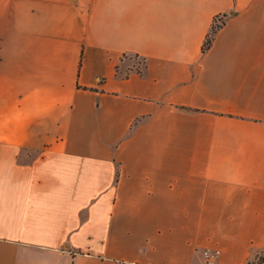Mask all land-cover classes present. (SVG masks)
<instances>
[{
  "label": "crops",
  "instance_id": "crops-1",
  "mask_svg": "<svg viewBox=\"0 0 264 264\" xmlns=\"http://www.w3.org/2000/svg\"><path fill=\"white\" fill-rule=\"evenodd\" d=\"M263 251L264 0H0V264Z\"/></svg>",
  "mask_w": 264,
  "mask_h": 264
},
{
  "label": "trees",
  "instance_id": "trees-1",
  "mask_svg": "<svg viewBox=\"0 0 264 264\" xmlns=\"http://www.w3.org/2000/svg\"><path fill=\"white\" fill-rule=\"evenodd\" d=\"M217 18H222V16H220V15L219 16H216V18L214 19V22L212 24V27H211V29H210L207 37H206V40L204 42V45H203V50L204 51L210 48V46L212 45V42L214 40V37H215L217 31L223 26V24L225 22L224 19H223L222 20V23H217L216 22V19ZM263 260H264V258H262V262H263Z\"/></svg>",
  "mask_w": 264,
  "mask_h": 264
},
{
  "label": "built area",
  "instance_id": "built-area-1",
  "mask_svg": "<svg viewBox=\"0 0 264 264\" xmlns=\"http://www.w3.org/2000/svg\"><path fill=\"white\" fill-rule=\"evenodd\" d=\"M222 18H217L216 22L217 23H222ZM204 255L212 261L214 258L218 257L220 255V250L219 249H206L204 251Z\"/></svg>",
  "mask_w": 264,
  "mask_h": 264
},
{
  "label": "rangeland",
  "instance_id": "rangeland-1",
  "mask_svg": "<svg viewBox=\"0 0 264 264\" xmlns=\"http://www.w3.org/2000/svg\"><path fill=\"white\" fill-rule=\"evenodd\" d=\"M222 19L224 18L222 17ZM262 258H264V251L256 260L249 262V264H262Z\"/></svg>",
  "mask_w": 264,
  "mask_h": 264
}]
</instances>
